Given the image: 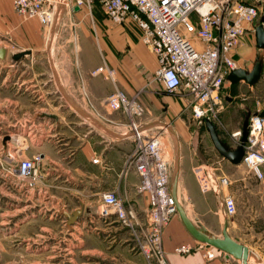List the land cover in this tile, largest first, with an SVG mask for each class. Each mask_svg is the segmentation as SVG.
I'll list each match as a JSON object with an SVG mask.
<instances>
[{
	"label": "crops",
	"instance_id": "obj_1",
	"mask_svg": "<svg viewBox=\"0 0 264 264\" xmlns=\"http://www.w3.org/2000/svg\"><path fill=\"white\" fill-rule=\"evenodd\" d=\"M55 2L54 28L51 31L53 24L47 28V39L53 41L57 35L62 37L70 46L71 56L76 59V62L63 63L62 73L55 63V71L63 84L66 98L70 99L78 110L70 108L77 118L75 121L66 119V113L52 119L53 122L48 124V133L42 137V144L39 143L40 146L47 145L49 148L36 152L42 156L41 162L44 166L40 170L45 185L55 188L50 189L47 198L54 197L56 202L64 195L78 198L79 204L69 211L81 208L82 217L76 220V223H83L85 220L94 223L96 234L111 231V228L122 229L117 223L98 216L101 194L106 190L116 191L127 203L135 207L140 217L144 216L147 200L135 190L138 176L132 169L125 170L124 167L125 159L134 148L128 126L129 117L122 110H107L103 103L109 94L123 91L143 106L146 114L141 119L142 126L149 131L161 129L164 133L170 165L169 189L178 201L177 212L162 235V245L168 263H246L227 252H214L213 257H207L208 251L217 248L198 240L189 229V224L205 238H227L244 246L256 257L258 264H264V166L263 177L259 179L247 169L236 170V167L242 164L230 163L214 146L205 145V154L200 153L194 130L189 129L187 125L188 116L182 115L186 112L183 102L185 100L177 96L178 100L171 101L165 95L162 85L160 90L157 89L153 80V73L157 68L156 57L141 42L137 27L127 22H112L101 11L88 12L72 7L68 0ZM23 20L25 19L13 10L11 0H0V29L14 36H31L36 45L34 50L39 49L44 36L46 37L41 30L43 27L37 19L26 24ZM258 24L260 22H254V27ZM254 35L255 32L247 31L235 48L234 57L238 62L248 51L245 48L246 42H250ZM263 80L264 76L261 75L254 86L247 85L250 89H257L264 83ZM224 83H227L223 84L226 89L230 85L239 87L244 82L230 83L225 80ZM225 93L223 95L221 90L222 98L226 100L225 106L222 105L221 114L223 120L227 118L230 123L225 125L227 140L224 142L220 134L219 137L228 149H234L239 144L235 133L241 130L244 122L242 112L250 109L245 107V98L235 101L238 94H231L229 91ZM85 97L105 114L106 120L93 114ZM259 111L263 112L264 108ZM52 147L56 150L55 153L51 152ZM93 158H98L99 161L94 163ZM75 161L80 166L78 177L74 180L79 189H69L66 192L63 186L74 177L70 174V168L69 173L65 174V168L62 166H72ZM207 162H215L231 179L226 191L235 198L236 213L233 216L227 217L221 213L218 196L211 192L201 193L199 190L193 167L198 163ZM58 187L64 191L63 196L56 192ZM35 190L37 197H40V186ZM46 193L45 186L44 195ZM88 196L92 197L94 210L85 212V198ZM185 199L191 206L194 221L188 217L184 206ZM43 202L44 205L47 203ZM183 245L190 246L191 250L187 253L177 252L176 248Z\"/></svg>",
	"mask_w": 264,
	"mask_h": 264
},
{
	"label": "built area",
	"instance_id": "obj_2",
	"mask_svg": "<svg viewBox=\"0 0 264 264\" xmlns=\"http://www.w3.org/2000/svg\"><path fill=\"white\" fill-rule=\"evenodd\" d=\"M72 7L92 12L98 3L112 22L131 23L139 29V37L155 55L157 68L153 80L185 100L192 118L200 120L207 113L222 108L221 90L230 71L239 68L235 48L247 31L255 32L254 22L264 0H68ZM13 10L23 19H37L43 28L55 21V0H11ZM85 101L93 114L106 120L105 114L90 100ZM109 111L122 110L128 117L134 148L124 162L125 170L138 176L135 190L147 200L140 217L135 207L114 190L101 194L98 216L126 229L140 250L157 264H169L162 245V235L177 212L178 201L169 189L170 165L164 133L142 126L143 106L123 91H115L104 99ZM261 111L248 118L247 139L243 143L242 164L259 179L264 166V116ZM240 143V131L235 133ZM40 153L18 161L17 172L30 186L43 179ZM92 161L97 163L98 158ZM193 174L201 193L219 197L224 216L236 213L235 198L226 191L231 183L227 174L215 163H198ZM188 245L177 252L187 253ZM214 256L213 251L206 253Z\"/></svg>",
	"mask_w": 264,
	"mask_h": 264
},
{
	"label": "rangeland",
	"instance_id": "obj_3",
	"mask_svg": "<svg viewBox=\"0 0 264 264\" xmlns=\"http://www.w3.org/2000/svg\"><path fill=\"white\" fill-rule=\"evenodd\" d=\"M94 10L102 12L98 3L92 5V11ZM262 16L263 6L255 22L261 23ZM31 20L33 19L23 20V23ZM51 28L53 31L54 24ZM41 30L46 37L44 36L39 49L34 50L36 45L31 36H14L0 29V47L7 49L6 58L0 59V264H157L155 259L147 258L140 250V240H135L122 227L96 234L94 223L86 220L79 224L76 221L68 223L64 212L71 213L69 209L77 206L79 199L70 195L63 196L64 191L58 187L56 192L63 197L56 202L54 197L47 198L50 189L55 188L45 185L44 179L30 186L28 180L17 172L16 167L20 159L31 158L37 151L49 149L47 145H39L42 137L48 133V124L53 122V118L46 114L58 116L66 113V119L77 120L70 108L74 111L78 109L76 110L75 105L66 98L63 84L55 71V63L62 73L63 63L76 62V59L71 56L70 46L62 37L57 35L50 41L47 39V28ZM245 48L248 51L240 57L239 68L246 67L251 70L257 54L263 55L264 48L259 49L256 46L255 35L250 42H246ZM22 50L31 53L22 56L19 61H13L12 54ZM263 72L264 58L261 73L264 76ZM243 82L239 87H223L225 90L222 89V94L225 95L226 91L238 94L235 101L245 98V107L250 109L242 112L245 121L252 113L264 108V83L257 89H250L248 83ZM154 83L160 90L161 85L157 81ZM165 95L171 101L179 99L166 90ZM183 102L186 112L181 113L188 116L187 125L189 129L194 130L201 154H205V145L213 146L204 123L206 118L215 125L222 140H227L225 125L230 123V120H223L221 109L207 113L200 120H194L191 116V106L186 101ZM225 103L226 100L223 99V107ZM51 149V152L55 153L56 150L53 147ZM66 165L69 164L62 166L65 168L63 172L67 174L70 168L74 179L66 182L63 187L66 192L69 189L78 190L74 180L79 174V163L75 161L72 166ZM42 166L44 164L41 162L40 169ZM238 169L246 167L242 164L236 167V170ZM36 185L41 188L40 197H37ZM45 186L47 193L44 195ZM88 197L85 198V212L94 208L92 197ZM186 200L184 206L188 217L194 221L191 206ZM43 201L47 203L44 205ZM81 217L79 215L76 220ZM216 250L213 249V252H224ZM245 262L258 264L256 257L248 251Z\"/></svg>",
	"mask_w": 264,
	"mask_h": 264
},
{
	"label": "water",
	"instance_id": "obj_4",
	"mask_svg": "<svg viewBox=\"0 0 264 264\" xmlns=\"http://www.w3.org/2000/svg\"><path fill=\"white\" fill-rule=\"evenodd\" d=\"M263 11H264V5H263ZM261 23L258 24L255 27V35H256V46L259 49L264 48V16L260 18ZM30 51H24L22 50L21 52L18 53H13L12 54V60L13 61H19L22 56L25 54H30ZM7 56V49L3 46L0 47V59H5ZM262 67H263V55L257 54L253 67L251 70H247L244 68H237L229 72V74L226 76V80H228L230 83H236L238 81H245L249 85L253 86L255 85L262 73ZM47 116L56 119L57 116L55 114H46ZM261 116H264V111L260 113ZM206 129L208 131L210 140L214 146V148L217 150V152L225 159H227L230 163L234 165H238L242 163V158H243V153H244V148H243V143L247 139V134H248V120L246 119L243 124L242 128L240 130V143L238 146L234 149H228L227 146L222 142V140L219 137V134L217 133V130L215 128V125L209 120L205 119L204 120ZM81 208H77L71 213L69 212H64V215L67 218L68 223L75 222L78 216L81 213ZM189 229L193 232L194 236L207 244V246H214L215 248L227 252L229 254H232L233 256L241 259L243 262L246 260V252L247 249L239 245L236 242L231 241L230 239L224 238V239H215V238H205L202 236L200 233L195 231V229L190 226Z\"/></svg>",
	"mask_w": 264,
	"mask_h": 264
}]
</instances>
